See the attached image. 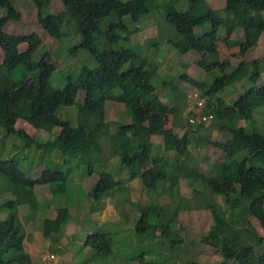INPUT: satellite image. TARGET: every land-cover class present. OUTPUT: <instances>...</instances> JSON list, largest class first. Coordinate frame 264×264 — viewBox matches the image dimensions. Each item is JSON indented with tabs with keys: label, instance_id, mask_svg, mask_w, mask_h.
<instances>
[{
	"label": "trees",
	"instance_id": "obj_1",
	"mask_svg": "<svg viewBox=\"0 0 264 264\" xmlns=\"http://www.w3.org/2000/svg\"><path fill=\"white\" fill-rule=\"evenodd\" d=\"M187 1L186 10L173 8L166 15L169 27L179 34L170 41L181 55L189 51L203 53L209 50L219 40L222 28L226 32V41L237 44L240 52L246 54L264 32V0H226L224 7L219 9L211 7L208 0ZM33 2L39 21L51 34L58 40L78 37L70 49L75 55L80 50L89 52L96 65L90 67L86 61H78L76 70L67 73L66 83L62 87L55 86L52 77L57 69L47 60L49 50H40L41 36L37 32L8 33L5 25L10 20H18L21 13L12 0H0V38L5 40L6 47L0 64V90L9 84L15 86L18 116L35 128L70 130L66 138L53 136L42 140L26 134L23 129L4 128L6 105L0 99L2 139L6 144L7 135H17L22 145L14 143L7 151L0 148V175L10 182L15 196L0 203V264H32L24 247L26 232L17 214L18 206L27 204L29 213L25 220L33 218L39 205L35 186L48 184L57 191L61 183L65 184L68 176L66 167L70 163L88 166L90 173H100L97 183L87 192L90 203L100 202L105 190L113 197L128 191L121 183L123 180L115 179L107 169L111 158H116L115 162L124 166L127 178H140L149 197L143 203L129 201L139 213L131 229L136 245L133 246V239L126 236L125 230L122 243L118 237L115 241L111 231L92 227L81 246L89 257L80 264H171L170 258L168 260L167 256L153 251L152 240L169 244L175 250L182 247L185 239L179 233L176 220L178 208L211 211L214 223L202 240L222 255L223 261L219 264L227 261L264 264V236L255 231L250 220L254 216L264 227V164L259 162L264 160V131L254 121L255 112L264 106V84H257L264 71V59L241 60L227 72L211 55L209 60L216 67L211 72L218 68L221 73L213 76L211 82H201L200 96L207 98L201 112L189 110L187 118H183L184 106L180 102L185 95L174 78L155 81L160 63L143 56L130 45L138 29H130L126 17L135 22L145 16L147 18L159 7L158 0H81L57 12L49 10L50 0ZM87 14L97 22L91 37L82 27ZM206 22L211 23L210 30L197 33L196 28ZM237 29L243 30L241 40L230 39V34ZM22 43L27 44L25 50L19 48ZM38 50L39 56H36ZM125 51L130 52V57L121 65L112 67L106 63L105 56ZM245 75L252 86L238 97L227 101L219 95ZM180 79L188 78L183 73ZM161 89H165V99L159 95ZM80 92L85 93L81 103L77 101ZM110 100L126 103L135 112L169 114L175 125L184 127V133L178 137L172 128L165 126L164 120L155 116L147 124L107 121L106 104ZM74 105L77 111L73 120L57 113L62 106ZM209 114L212 115V126L229 134V138L215 142L224 156L211 161V169L203 171L190 145L209 144L210 134L204 122H191L190 117ZM244 116L246 124H237ZM153 135H161L162 141L153 143ZM35 152L41 154L42 160L38 164L44 168L39 177L33 178L29 176L32 162L25 165L26 168L22 164L26 155L31 156ZM148 161L152 167L146 169ZM180 178H184L191 187V197L166 201L161 203L160 209L157 208L155 198L167 195L170 183ZM228 182L239 185L235 196L226 194ZM125 200L130 199L126 197ZM116 205L122 206V202ZM70 218V209L66 206L58 207L55 216L44 217V237L55 241L63 234ZM152 227H158L160 235L149 231ZM121 231L117 230L118 233ZM127 239L129 244L125 242ZM118 243L126 249L115 250ZM148 255H151L150 259L146 258ZM190 264L204 263L193 260Z\"/></svg>",
	"mask_w": 264,
	"mask_h": 264
},
{
	"label": "rangeland",
	"instance_id": "obj_2",
	"mask_svg": "<svg viewBox=\"0 0 264 264\" xmlns=\"http://www.w3.org/2000/svg\"><path fill=\"white\" fill-rule=\"evenodd\" d=\"M15 7L21 13V17L18 20H10L5 25V30L11 34H30L37 32L42 40V46L40 50H49L47 60L56 67V72L53 74L52 82L57 87H62L66 83V75L68 72L75 71L78 61H86L90 67H94L96 62L93 56L85 51L80 50L76 55L70 49L77 43L78 37H68L58 40L48 30L47 26L39 21L37 8L33 0H12ZM81 0H50L49 10L51 12H57L63 10L65 6H69L74 2ZM159 7L150 13V16L143 17L138 21H132L130 17H126L127 25L130 29H138L132 36L130 45L137 49L143 56L150 58L152 61H158L159 75L155 81L160 82L164 78H174V81L178 84L179 88L185 95L180 102L183 109V118L188 115L189 110H195L201 112L203 105L207 102L205 96H200L201 82L206 80L211 82L214 78L221 73L218 68L212 73L215 67L214 63L209 60L211 55L215 56L219 60V64L227 72H230L233 66H236L239 61L245 60L246 62L254 59H264V32L260 35L257 44L252 47L246 54L240 52V48L237 44H232L226 41L225 29H220L219 40L213 44V47L206 50L203 53L196 51H189L187 54H179L173 47L170 40L175 39L179 34L166 22V15L168 11L175 8L178 11H184L188 7L187 0H179L177 2H171L170 0H158ZM209 4L213 8H222L226 4V0H208ZM146 18V19H145ZM83 31L88 37H91L93 30L97 28L96 20L87 14L82 20ZM211 23L206 22L196 28L197 33H202L206 30H210ZM243 37V30L237 29L229 36L233 40H241ZM21 50L27 48L26 43L20 44ZM5 40L0 38V64L5 57ZM39 56V50L36 53ZM130 57V52L115 53L105 56V61L109 66L121 65L126 59ZM263 64V61L261 62ZM187 75V80L180 79L181 74ZM261 79L257 83L259 86L264 84V71L261 73ZM252 86L247 80L245 75L243 79L237 80L227 86L220 96L225 97L227 101L239 96V94L245 89ZM32 90L35 89L34 85L30 83ZM167 90H170L166 88ZM165 89H161L159 95L161 99H165ZM198 94L197 99H193L191 95ZM85 97L84 92H80L77 97L78 102H83ZM0 99L5 103L6 110L4 120L6 125L4 128L10 129L14 127L16 129H23L26 134L30 136L38 137L42 140L52 138L53 136H59L60 138H66L69 134L68 128L56 127L51 131H47L42 128H35L26 120L20 118L17 113V106L15 101V86L9 84L5 89L0 90ZM197 101H201L198 103ZM77 109L74 107L62 106L58 110V114L62 117H75ZM160 118L165 121V126L172 128L178 137L184 133V127L175 125L172 116L169 114H149L144 111H133L126 103L118 101H107L106 104V120L111 122L127 121V122H140L147 124L153 117ZM255 123L261 130L264 131V106L260 107L255 112ZM245 116L237 122V124H246L244 121ZM253 121V123H254ZM201 122V121H198ZM76 123L75 121L73 122ZM205 127L208 128L210 134V142L207 145H197L192 143L190 150L200 165L203 171L211 169V161L215 159H222L224 154L215 145L217 140L225 141L229 138V134L221 133L215 127L212 126V119L208 118L204 121ZM258 124V125H257ZM114 128V126L112 127ZM0 133V148H4L5 151L14 143H19L17 135H7L5 138L6 144L2 139ZM161 135H153L152 142L160 143L162 141ZM5 145V146H4ZM20 146H22L20 144ZM17 149V148H16ZM22 148L20 147L19 150ZM8 152L5 153V155ZM167 154V153H165ZM41 154L35 152L31 156L26 155L23 159V166L29 165L32 162V166L29 168V176L36 178L39 177L44 166L38 164L41 162ZM59 160L58 156H55ZM116 158L109 160L108 170L115 175V179H122L121 182L127 187L126 192L120 193L117 196H110L109 192L105 190L103 192V198L100 202L90 203L88 201L87 192L97 183L99 174L98 172L90 173L88 166L76 165V163H70L69 167H66L67 178L61 183V186L56 191L48 184H37L35 186V194L39 200V205L36 210V214L30 220H25V215L29 213V206L22 204L18 206V216L22 220L25 227V251L30 255L32 264H41V258L43 253L48 249L56 248V252L59 257V263L61 264H80L87 261L88 254L81 246L84 245L87 240V236L92 232V227L98 229H104L111 231L114 235L115 241L121 238L123 243V236L133 239V246L136 245L133 233L131 232L133 223L136 216H138L137 207L131 204L132 202H146L149 197L144 192V187L139 177L129 179L128 175ZM264 164V160H259ZM152 167L148 161L147 168ZM119 173V174H118ZM68 188V192H66ZM191 187L187 185L184 178H180L178 181L170 183V190L167 195L162 198H155V205L157 208L161 206V203L166 201H178L180 198H190ZM239 191V185L233 182L227 183V193L231 196H235ZM25 192H22L24 195ZM12 192V186L2 175H0V203L14 199ZM128 197L130 200L126 201ZM221 201V197H218ZM117 202H122V206H117ZM60 206H66L70 209L71 218L64 227V232L57 237L55 241L50 238L44 237L42 233V221L44 217H53L57 213V208ZM160 209V208H159ZM159 209H157L159 211ZM176 220L179 226V233L185 239V243L179 250H175L170 247L169 244H160L155 239L152 240V249L154 252L160 253L162 256H167L172 261L171 264H190L193 260L199 261L204 264H219L223 261L222 255L213 247L203 242L202 237L208 234L209 229L214 223L212 213L209 209H177ZM6 213L3 214V217ZM253 228L261 236H264V227L260 224L257 218L250 217ZM117 230H122L118 233ZM125 230V233H123ZM129 232H128V231ZM149 231L154 232L156 235H160V229L158 227H152ZM129 244L128 239L125 240ZM116 243V242H115ZM146 243V242H145ZM132 246V249H133ZM88 249V248H85ZM115 250H125L122 244H115ZM61 251V252H60ZM147 259L151 258V255L146 256ZM110 260H108L109 262ZM226 264H234L233 261H227Z\"/></svg>",
	"mask_w": 264,
	"mask_h": 264
},
{
	"label": "built area",
	"instance_id": "obj_3",
	"mask_svg": "<svg viewBox=\"0 0 264 264\" xmlns=\"http://www.w3.org/2000/svg\"><path fill=\"white\" fill-rule=\"evenodd\" d=\"M193 97V99H197L198 98V94L195 93L194 95H191ZM198 103H201V101H197ZM212 115H198L197 118H193L190 117V121L191 122H196V121H201L204 122L205 120H207L208 118H211ZM58 261V257H57V253L54 250H49L47 252H45L42 256V260H41V264H57Z\"/></svg>",
	"mask_w": 264,
	"mask_h": 264
},
{
	"label": "clouds",
	"instance_id": "obj_4",
	"mask_svg": "<svg viewBox=\"0 0 264 264\" xmlns=\"http://www.w3.org/2000/svg\"><path fill=\"white\" fill-rule=\"evenodd\" d=\"M49 250H53V249H48V250H46L45 252H47V251H49ZM54 251H56V248H54ZM45 252H44V253H45ZM44 253H43V254H44ZM56 253H57V252H56ZM42 256H43V255H42ZM57 257H58V254H57ZM41 260H42V258H41ZM58 263H59V257H58L57 264H58Z\"/></svg>",
	"mask_w": 264,
	"mask_h": 264
},
{
	"label": "crops",
	"instance_id": "obj_5",
	"mask_svg": "<svg viewBox=\"0 0 264 264\" xmlns=\"http://www.w3.org/2000/svg\"><path fill=\"white\" fill-rule=\"evenodd\" d=\"M245 61V60H244ZM262 77V76H261Z\"/></svg>",
	"mask_w": 264,
	"mask_h": 264
}]
</instances>
